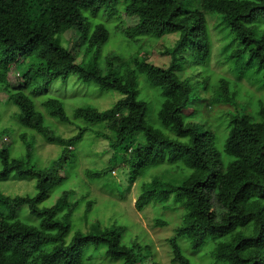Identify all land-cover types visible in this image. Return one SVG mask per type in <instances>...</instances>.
Segmentation results:
<instances>
[{"label": "trees", "instance_id": "obj_1", "mask_svg": "<svg viewBox=\"0 0 264 264\" xmlns=\"http://www.w3.org/2000/svg\"><path fill=\"white\" fill-rule=\"evenodd\" d=\"M119 5H124L128 16L138 19L136 26L124 31L128 43L179 36L169 64L157 66L144 56H135L129 72L123 75L114 68L123 64V59L111 55L106 58L109 69L104 72L99 61L101 50L110 41V31L103 23L92 26L84 13L97 16L106 12L112 18ZM209 13L222 15L238 41L221 55L227 65L225 74L208 69L213 52ZM67 33L71 34L70 50L75 49L73 59L82 53L90 61L67 67L59 62L39 66L49 50L61 47V37ZM27 62L28 69L21 71ZM188 64L197 67L192 74ZM14 70L23 77L13 83L10 75ZM177 70L184 71V76ZM262 70L264 0H0V94H7L19 109V125L33 132L29 139L25 133L22 136L24 154H15L5 141L6 136L11 138V129H0V183L33 181L35 188L33 195L11 196L0 185V264H86L91 251H101L119 264H147V256L124 241L126 230L121 225L73 230L72 219L81 201L69 186L77 160L70 147L82 140L89 124H107L111 135L97 132V136L107 139L113 151V165L89 170V179L112 176L121 148L129 151L120 166L131 170L132 181L147 169L163 163L174 165L183 172L181 184L158 178L146 183L136 209L166 202L182 206L186 214L176 232L193 249L213 241L211 257L216 262L264 264ZM197 73L203 80L195 77ZM71 75L86 83L95 82L103 91L118 93L121 98L105 111L89 106L77 109L74 117L88 126L65 140L51 130L46 115L27 91L47 90ZM145 81L158 90L156 127L148 121L150 104L141 86ZM207 89L213 95L207 103L210 110L216 104L231 107L215 120L217 124L198 110L201 92ZM43 107L49 117L73 124L60 98L49 97ZM35 134L62 146L57 159L40 165L31 147L36 144ZM138 137L144 141L132 146ZM50 197L55 200L46 203ZM170 243L172 263L193 264L179 237Z\"/></svg>", "mask_w": 264, "mask_h": 264}, {"label": "rangeland", "instance_id": "obj_2", "mask_svg": "<svg viewBox=\"0 0 264 264\" xmlns=\"http://www.w3.org/2000/svg\"><path fill=\"white\" fill-rule=\"evenodd\" d=\"M87 16L92 26L103 23L110 31V41L101 50L99 64L104 72L108 71L107 57L116 55L123 59V64L117 63L114 68L121 70L122 74L126 75L129 72V66L133 62V57H146L149 63L164 66L170 62V53L175 48L179 36L168 35L162 38H147L142 39L139 43L132 45L128 43L124 31L138 24V19L128 16L124 11V5L118 6V12L110 18L105 12L94 16L90 11H86L84 16ZM209 29L213 42L212 58L209 64V70L218 74L227 72V65H224L222 54L233 49L237 44L236 35L230 30L229 25L220 14H207ZM74 34V32H73ZM70 33L61 37V47L51 49L48 52L46 61L38 63L39 66H45L49 62H59L63 66L69 64H81L88 62L89 57L84 54L75 56L74 48L70 50ZM76 38V34H74ZM71 51V52H70ZM221 58V59H219ZM32 63V62H31ZM30 63V64H31ZM188 72L192 74L196 69V65L188 64ZM124 66V67H121ZM28 62L22 67L21 71L28 69ZM178 73L185 74L182 70H177ZM198 73L195 75L198 78ZM23 77L22 72L14 70L10 75L11 82H18ZM202 77V80L204 76ZM259 81H264V70L259 74ZM244 86L248 84L243 82ZM259 85V83H258ZM142 94L146 96L147 102L150 104L148 112V121L153 126H159L157 120V111L159 108L158 90L154 88L148 81L142 82ZM251 87V86H249ZM261 87V85H259ZM256 90L253 86L250 90ZM251 90V91H252ZM33 98L38 110L42 111L54 133L65 140H69L79 134L80 128L88 126L83 120L75 118L73 113L79 108L93 107L99 111L110 109L120 98L121 95L114 92H107L100 89L95 82H85L77 76L71 75L69 79H62L52 83L47 90L41 89L38 92L32 93L27 91ZM203 99L198 106L199 112L203 117L209 120L210 123L217 124L215 120L226 113L231 108L228 105H215L213 109L207 106L209 99L212 98L211 89L203 90ZM264 94V90L259 91ZM258 94V91H257ZM49 97L60 98L63 102L66 112L70 115L73 124L61 123L53 117H49L43 102ZM19 109L14 106L9 96L5 93L0 94V129H11V138L6 136L7 145L13 146L15 154H24L23 134L26 138H30L33 132L24 130L18 122ZM90 130L87 131L82 140L70 149L76 153L75 169L73 175L69 178L70 189L77 194L76 198L80 199V207L73 216V230L79 229L85 232L92 226L100 225L103 228H110L113 225H121L125 228L124 241L130 246L133 245L136 251H142L146 256L145 263L147 264H174L172 263V247L170 240L179 237V244L182 246L184 254L190 259L193 264H222L216 262L211 257V252L214 249L215 243L209 241L199 250L193 249L190 242L178 235L176 230L182 222L186 210L182 206H172L166 203L150 204L143 210H137L135 203L143 191L146 183L152 182L158 178L160 181L173 185H180L183 180V172L168 163H163L155 168L147 169L144 173L139 174L132 181L131 170L123 168L122 165L128 158L129 151L121 148L116 154V172H112L99 179H89V170H104L110 165H113V151L109 148V142L103 137L97 136V132L101 134L111 135V131L107 124L92 125L89 124ZM92 129V130H91ZM225 131L224 129H221ZM220 130V132H222ZM27 132V133H26ZM223 133V132H222ZM35 142L31 147L40 165H46L57 159L61 153L62 146L58 143H49L44 137L35 134ZM144 138L138 137L132 142V146L143 142ZM20 156V155H19ZM22 156V155H21ZM20 156V157H21ZM119 166V167H118ZM64 172H61L63 175ZM0 183L1 190L6 195L11 196H27L33 195L35 192L34 182H16ZM84 195V196H83ZM58 198V196L56 197ZM55 198H48L45 202L50 203ZM90 202V203H89ZM90 204V208H89ZM89 211L87 212V210ZM77 231V230H76ZM86 264H119L106 258L101 251H91Z\"/></svg>", "mask_w": 264, "mask_h": 264}, {"label": "built area", "instance_id": "obj_3", "mask_svg": "<svg viewBox=\"0 0 264 264\" xmlns=\"http://www.w3.org/2000/svg\"><path fill=\"white\" fill-rule=\"evenodd\" d=\"M113 173H115V172L113 171Z\"/></svg>", "mask_w": 264, "mask_h": 264}]
</instances>
